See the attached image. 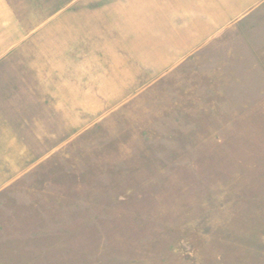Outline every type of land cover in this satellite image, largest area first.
Returning <instances> with one entry per match:
<instances>
[{
    "label": "rangeland",
    "instance_id": "rangeland-1",
    "mask_svg": "<svg viewBox=\"0 0 264 264\" xmlns=\"http://www.w3.org/2000/svg\"><path fill=\"white\" fill-rule=\"evenodd\" d=\"M144 10L0 0V264H264V0L179 60Z\"/></svg>",
    "mask_w": 264,
    "mask_h": 264
},
{
    "label": "crops",
    "instance_id": "crops-1",
    "mask_svg": "<svg viewBox=\"0 0 264 264\" xmlns=\"http://www.w3.org/2000/svg\"><path fill=\"white\" fill-rule=\"evenodd\" d=\"M142 0H135L136 4ZM250 0H143L147 22L145 38L148 53L153 44V28L159 27L156 37L166 47L163 60H179L187 52L201 44L202 30L217 28V22H225L233 13H243L254 4ZM217 14H223L220 17ZM203 16V19H202ZM155 23V24H154ZM155 25V26H154ZM151 59V56L148 58Z\"/></svg>",
    "mask_w": 264,
    "mask_h": 264
}]
</instances>
